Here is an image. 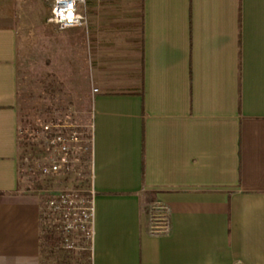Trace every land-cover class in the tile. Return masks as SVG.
<instances>
[{"label":"crops","instance_id":"1","mask_svg":"<svg viewBox=\"0 0 264 264\" xmlns=\"http://www.w3.org/2000/svg\"><path fill=\"white\" fill-rule=\"evenodd\" d=\"M0 0V264H42L18 158L20 32ZM90 264H264V0H88ZM166 215L152 228L148 213Z\"/></svg>","mask_w":264,"mask_h":264},{"label":"rangeland","instance_id":"2","mask_svg":"<svg viewBox=\"0 0 264 264\" xmlns=\"http://www.w3.org/2000/svg\"><path fill=\"white\" fill-rule=\"evenodd\" d=\"M48 11L40 24H27L28 31L20 32L18 55V158L20 173L28 190L41 202L54 195L68 192L81 198L91 197L87 190L90 180V151L83 143L90 139V97L86 90V73L82 67L80 37L72 29L59 30L48 21ZM77 132L85 140L72 144L68 152V170L45 174L41 170L57 158L50 146L56 134ZM152 228H165L166 215L148 213ZM57 233V232H56ZM42 236V264H90L91 245L78 233L71 235L74 244L66 249L59 234ZM92 244V243H91Z\"/></svg>","mask_w":264,"mask_h":264},{"label":"built area","instance_id":"3","mask_svg":"<svg viewBox=\"0 0 264 264\" xmlns=\"http://www.w3.org/2000/svg\"><path fill=\"white\" fill-rule=\"evenodd\" d=\"M88 0H51L48 21L59 30H66L85 25L87 17L84 8ZM85 140L77 132L56 134L50 140V146L57 156L48 167L42 168L45 174L58 173L62 167L68 170V152L72 144ZM84 151H90V139L83 144ZM45 212L41 216V227L44 233L59 234L61 244L66 249L74 244L71 235L78 233L88 247L93 237V204L92 197L81 198L76 193L63 192L49 197L45 201ZM57 232V233H56Z\"/></svg>","mask_w":264,"mask_h":264}]
</instances>
